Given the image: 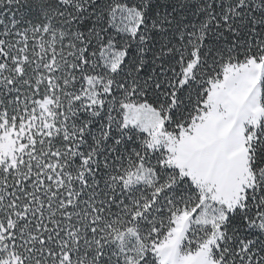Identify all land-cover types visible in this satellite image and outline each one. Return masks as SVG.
<instances>
[{
    "label": "snow or ice",
    "instance_id": "1",
    "mask_svg": "<svg viewBox=\"0 0 264 264\" xmlns=\"http://www.w3.org/2000/svg\"><path fill=\"white\" fill-rule=\"evenodd\" d=\"M0 264H264V0H0Z\"/></svg>",
    "mask_w": 264,
    "mask_h": 264
}]
</instances>
